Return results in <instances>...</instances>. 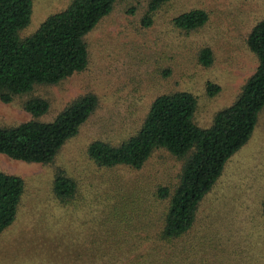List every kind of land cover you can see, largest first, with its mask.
Segmentation results:
<instances>
[{
  "label": "rangeland",
  "instance_id": "obj_1",
  "mask_svg": "<svg viewBox=\"0 0 264 264\" xmlns=\"http://www.w3.org/2000/svg\"><path fill=\"white\" fill-rule=\"evenodd\" d=\"M69 1L32 0L30 21L19 35L33 33L46 16ZM191 4L207 9L209 20L203 28L184 34L171 19ZM128 5H135L134 13L126 12ZM144 10L143 2L117 4L86 36L88 68L41 90L51 104L41 116L44 121L80 94L94 92L99 99L95 113L54 160L43 165L0 154V170L21 176L25 183L15 219L0 233V264H96L117 218L113 212L119 197L139 194L152 205L150 214L158 216L162 204H154L155 186L172 184L180 162L156 150L141 169L100 168L87 158L88 144L98 138L121 139L140 123L155 95L173 89L198 97L195 120L207 127L254 71L257 60L245 37L264 16V0H170L149 26L141 23ZM205 44L214 52L208 67L201 66L197 56ZM167 70L170 75L165 78L162 73ZM207 82L221 88L213 97L205 92ZM30 117L20 101L0 102V124ZM58 169L74 177L78 186L74 200L64 206L52 192ZM263 197L264 107L249 140L227 160L199 206L189 234L195 237L190 244L201 250L186 264H264Z\"/></svg>",
  "mask_w": 264,
  "mask_h": 264
},
{
  "label": "trees",
  "instance_id": "obj_2",
  "mask_svg": "<svg viewBox=\"0 0 264 264\" xmlns=\"http://www.w3.org/2000/svg\"><path fill=\"white\" fill-rule=\"evenodd\" d=\"M169 1L70 0L64 9L46 16L33 33L21 37L20 31L30 21L32 0H0V102L20 101L31 116L17 124H0V154L29 163H51L95 113L99 99L94 92L80 94L51 120L44 121L41 116L51 104L41 90L88 68L86 36L117 4L143 2L141 23L149 26L157 10ZM135 9V5H128L126 12L134 13ZM208 20L207 9L191 4L171 22L180 32L189 34L203 28ZM245 44L256 57V67L235 99L213 114L209 126L195 120L198 97L188 90L173 89L155 95L140 123L121 139L98 138L88 144L86 156L100 168L141 169L156 150L166 151L180 162L172 184L155 186L154 204H162L158 216L150 214L152 205L139 194L119 197L117 211L113 212L117 218L96 264H186L201 250L190 244L195 237L189 234L199 206L223 173L227 160L249 140L264 107V16L246 34ZM197 56L203 67L214 61L213 49L207 44L199 47ZM162 74L166 78L170 71ZM220 89L213 82L205 86L209 97ZM24 190L21 176L0 170V233L15 219ZM77 191L75 178L58 169L52 192L59 204L72 202ZM261 214L264 216V197Z\"/></svg>",
  "mask_w": 264,
  "mask_h": 264
}]
</instances>
